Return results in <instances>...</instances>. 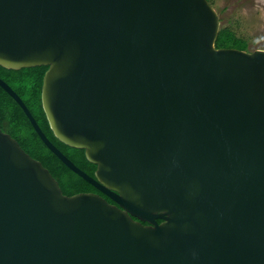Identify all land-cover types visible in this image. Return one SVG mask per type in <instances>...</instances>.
<instances>
[{
    "label": "water",
    "instance_id": "95a60500",
    "mask_svg": "<svg viewBox=\"0 0 264 264\" xmlns=\"http://www.w3.org/2000/svg\"><path fill=\"white\" fill-rule=\"evenodd\" d=\"M208 0H0V66H47L62 193L0 128V264H264V49L217 48Z\"/></svg>",
    "mask_w": 264,
    "mask_h": 264
},
{
    "label": "trees",
    "instance_id": "16d2710c",
    "mask_svg": "<svg viewBox=\"0 0 264 264\" xmlns=\"http://www.w3.org/2000/svg\"><path fill=\"white\" fill-rule=\"evenodd\" d=\"M210 2V0H208ZM217 48L248 50V42L237 36L229 27H220L215 41ZM260 49H264L261 47ZM47 66L24 67L18 70L0 66V78L22 99L34 116L37 124L51 140L60 144L58 148L80 169L92 175L95 165L88 162L82 149L69 147L60 142L49 128L40 101L42 76ZM0 128L12 136L21 148L48 169L57 180L65 195L78 192L97 191L67 166H65L36 135L28 118L17 102L0 86ZM101 194V193H100ZM111 202L109 198L101 194Z\"/></svg>",
    "mask_w": 264,
    "mask_h": 264
},
{
    "label": "rangeland",
    "instance_id": "374dc122",
    "mask_svg": "<svg viewBox=\"0 0 264 264\" xmlns=\"http://www.w3.org/2000/svg\"><path fill=\"white\" fill-rule=\"evenodd\" d=\"M220 19L248 42V50L264 47V0H210Z\"/></svg>",
    "mask_w": 264,
    "mask_h": 264
},
{
    "label": "flooded vegetation",
    "instance_id": "af4514ba",
    "mask_svg": "<svg viewBox=\"0 0 264 264\" xmlns=\"http://www.w3.org/2000/svg\"><path fill=\"white\" fill-rule=\"evenodd\" d=\"M30 111V110H29ZM32 114V113H31ZM34 117V116H33ZM35 119V118H34ZM36 121V120H35ZM39 126V125H38ZM40 127V126H39ZM40 129L42 130V128L40 127ZM42 132L45 134V136L47 137V139L54 145V146H56L57 148H58V146H61L60 144H58V143H55V142H53L52 140H51V138H50V136H49V134H47V133H45V131H43L42 130ZM36 133V132H35ZM37 135V134H36ZM38 136V135H37ZM59 149V148H58ZM60 150V149H59ZM61 151V150H60ZM84 171V170H83ZM94 171V170H93ZM87 173V172H86ZM88 174V173H87ZM90 175V174H89ZM88 192H96V193H98V194H100V192L99 191H93V190H91V191H88ZM102 194V193H101ZM100 194V195H101ZM102 196V195H101ZM106 199V198H105ZM107 200V199H106Z\"/></svg>",
    "mask_w": 264,
    "mask_h": 264
},
{
    "label": "clouds",
    "instance_id": "9594fccd",
    "mask_svg": "<svg viewBox=\"0 0 264 264\" xmlns=\"http://www.w3.org/2000/svg\"><path fill=\"white\" fill-rule=\"evenodd\" d=\"M28 108V107H27ZM31 113V112H30Z\"/></svg>",
    "mask_w": 264,
    "mask_h": 264
}]
</instances>
